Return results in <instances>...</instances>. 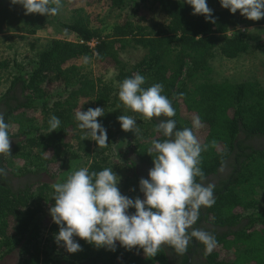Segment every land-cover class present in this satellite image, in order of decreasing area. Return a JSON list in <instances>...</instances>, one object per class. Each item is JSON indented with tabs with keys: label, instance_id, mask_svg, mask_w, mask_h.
<instances>
[{
	"label": "trees",
	"instance_id": "obj_1",
	"mask_svg": "<svg viewBox=\"0 0 264 264\" xmlns=\"http://www.w3.org/2000/svg\"><path fill=\"white\" fill-rule=\"evenodd\" d=\"M127 2V13L114 17L105 27L83 8L71 9L70 23L61 27L74 40L52 39L33 61L15 64L9 87L0 96V112L15 144L10 155L0 154V167L15 177L45 174L57 181L81 158L90 160L89 173L103 170V154L110 152L115 140L106 111L115 104L119 83L138 73L145 77V88L163 84L162 94L175 109L171 119L176 130L192 128L193 120L200 119L201 127L193 131L208 148L201 153L204 176L197 177V182H205L222 166L231 170L222 187H214L215 204L200 209V217L210 227L201 228L215 235L217 247L209 253L197 241L198 256L204 264H264V209H258L257 200L259 191H264V87L256 82H213L208 78L210 61L217 54L234 59L249 49L242 34H229L240 20L220 0H206L215 23L193 15L186 0H104L108 13L122 9ZM91 41L96 42L93 48L87 45ZM128 47L143 51L132 65L120 59ZM84 56L90 58L92 69L82 67ZM96 107L104 109L97 121L107 130L106 147H99L90 136L83 140L85 130L75 119L77 111ZM53 115L61 124L49 133L48 121ZM132 115L140 137L136 145L127 142L129 151L153 168L148 148L153 140L165 139L154 127L159 119L167 118L142 121L140 114ZM134 163L131 160L133 168L123 186L136 182L140 190L141 178ZM14 164L17 173L10 168ZM51 186L35 181L16 189L8 178H1V255L17 248L18 264H74L83 259L91 264H170L166 246L156 256L146 257L143 249H121L118 242L115 251L100 247L93 253L90 244L78 237L74 240L82 250L76 253H69L63 242L55 240L42 245V227L48 239H55L59 232L49 212L55 204ZM128 212L134 214L135 209ZM41 214L43 220L36 223Z\"/></svg>",
	"mask_w": 264,
	"mask_h": 264
},
{
	"label": "clouds",
	"instance_id": "obj_2",
	"mask_svg": "<svg viewBox=\"0 0 264 264\" xmlns=\"http://www.w3.org/2000/svg\"><path fill=\"white\" fill-rule=\"evenodd\" d=\"M12 3L22 5L25 14L45 16L58 14L62 7L61 0H12ZM186 3L193 8V15H203L215 23L206 0H186ZM220 3L232 14L239 11L248 20L264 18V0H220ZM89 59L83 57L85 63ZM144 84L145 77L135 73L119 83L118 91L122 104L142 118H167L154 127V131L163 134L165 139L162 142L153 140L148 148L154 167L150 169L148 179L139 181L144 199L122 195L118 188L120 178L112 168L89 173L88 168L82 167L69 172L62 182L52 184L55 204L49 212L59 226L55 241L63 242L69 253L82 250L74 237L112 251L119 242L128 250L143 249L146 257L156 256L164 246L183 254L193 238L209 253L217 247L214 234L194 227L200 218V209L215 204V186L197 182V177L204 176L200 167L201 153L208 148L200 143L193 131L201 127V121L196 118L192 128L176 130V122L171 119L175 109L172 101L162 94L163 84L155 83L147 88ZM103 115L101 107L89 108L86 112L79 110L75 114L78 127L85 130L83 140L90 136L99 147L108 145L107 130L97 121ZM118 122L125 132L138 134L140 131L132 116L121 115ZM48 123L51 133L61 121L53 115ZM8 129L4 113L0 112V154L10 155ZM212 144L214 146L215 141ZM0 174L6 175L3 168H0ZM133 208L135 213L130 215L128 210Z\"/></svg>",
	"mask_w": 264,
	"mask_h": 264
},
{
	"label": "rangeland",
	"instance_id": "obj_3",
	"mask_svg": "<svg viewBox=\"0 0 264 264\" xmlns=\"http://www.w3.org/2000/svg\"><path fill=\"white\" fill-rule=\"evenodd\" d=\"M185 1V0H181ZM62 7L56 15H40V14H25V10L20 4L12 3V0H0V96L6 91L10 84V77L14 73L15 64L25 65L34 60L35 55L40 52L48 42L52 39H67L74 40V36L67 34L66 30L61 27V24H68L71 21L73 8H83L88 15H91L103 27L108 26L114 21V17H119L126 14L130 5L127 2L126 6L119 10L109 11L104 3V0H61ZM54 6V5H52ZM150 12V17L154 14ZM240 24L234 28L229 34H242L249 44V49L244 54L239 55L234 59H227L216 55L210 61L211 73L208 78L213 82H256L264 87V18L258 21L248 20L242 16L239 11L236 12ZM108 31L109 28H105ZM143 55L140 48L128 47L121 55L122 62L132 65L139 61ZM83 68L92 69V63L82 64ZM115 104L106 111L108 116L111 131L114 133V142L111 145L110 152H105L103 157L104 168H112V171L120 178L118 188L122 195L131 199L139 197L140 190L137 183H129L128 187H124L126 178L128 177L129 169L133 168L130 155V148L127 145L128 141L136 145V140L140 137V133L125 132L122 130L118 117L121 115L132 116V111L127 109L115 95ZM142 121L147 119L142 118ZM129 151V152H127ZM129 153V154H128ZM130 157V159H128ZM90 160L81 158L76 163L69 166L64 176L66 179L69 172L79 170L82 167H87ZM135 165V163H134ZM17 164L10 166L16 172ZM17 173V172H16ZM135 173L139 178L148 179L147 172L137 171L135 165ZM37 182L54 184L58 182L56 179H51L45 174L34 176ZM63 180H60L62 182ZM258 209H264V191H259L257 195ZM43 220V215H39L36 223ZM45 229V228H44ZM41 228L40 235H42ZM44 239V238H42ZM55 239L49 237L42 240L45 245L49 246ZM50 243V244H49ZM118 248L126 249L117 243ZM100 248L90 244V251L95 253ZM0 260H6L11 264H17L20 260L18 249H13L5 255L0 254Z\"/></svg>",
	"mask_w": 264,
	"mask_h": 264
},
{
	"label": "flooded vegetation",
	"instance_id": "obj_4",
	"mask_svg": "<svg viewBox=\"0 0 264 264\" xmlns=\"http://www.w3.org/2000/svg\"><path fill=\"white\" fill-rule=\"evenodd\" d=\"M10 141H11L10 149H12L15 144V141L11 139ZM130 155L133 157V161H135L137 171L147 172V171H150V169H152L151 167L146 166L143 162L139 161L136 158V156L133 155V152L132 153L130 152ZM230 171H231L230 168H228L227 166H222L215 175L209 176L206 179V181L203 182V184L207 185L206 182H209L215 187L220 188L222 187V182H224L225 180H228ZM1 178H8V180L10 181V184L16 189L17 188L23 189L24 186L35 182L34 181L35 177L32 175H23V176L19 175L15 177L12 174L7 173V172H6V175L0 174V181H1ZM194 227H199V228L204 227L207 229L210 228L208 225H206L203 222L202 217L199 218V220L197 221L196 225H194ZM196 243H197V240L193 238V241L188 245L187 251L183 254H178L175 252L173 248L166 246V249H167L166 254H167V259L169 263L170 264H204L203 261L198 256V253L196 252ZM0 264H11V263H9L6 260H3V261L0 260ZM61 264H69V263L61 262ZM74 264H91V261L89 259H83Z\"/></svg>",
	"mask_w": 264,
	"mask_h": 264
},
{
	"label": "built area",
	"instance_id": "obj_5",
	"mask_svg": "<svg viewBox=\"0 0 264 264\" xmlns=\"http://www.w3.org/2000/svg\"><path fill=\"white\" fill-rule=\"evenodd\" d=\"M95 44H96V42L95 41H91L90 43H87V45L89 46V47H91V48H93L94 46H95ZM43 233H42V235H41V242H42V240H45V238H48L47 237V230L46 229H44L43 231H42ZM42 238H44V239H42ZM44 244V242H42V245Z\"/></svg>",
	"mask_w": 264,
	"mask_h": 264
}]
</instances>
